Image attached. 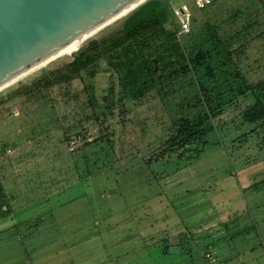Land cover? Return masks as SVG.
I'll use <instances>...</instances> for the list:
<instances>
[{
  "label": "rangeland",
  "instance_id": "1",
  "mask_svg": "<svg viewBox=\"0 0 264 264\" xmlns=\"http://www.w3.org/2000/svg\"><path fill=\"white\" fill-rule=\"evenodd\" d=\"M235 8L258 10L261 24L238 57L248 78L258 80L264 76L260 2L217 0L193 9L192 30ZM129 14L81 48L116 33ZM242 22L222 24L220 34ZM186 41L180 42L185 50ZM153 43L150 38L145 60L164 53L166 46ZM77 53L0 91V186L9 197L8 213H0V264H264V148L232 146L244 132L238 120L223 126L224 134L216 133L196 159L145 165L144 152L162 144L177 105L197 93L204 69L129 101L126 110L107 58L82 73L83 84L69 80ZM212 56L213 67L225 54ZM39 78L44 95L16 93ZM87 98L96 99L92 107ZM79 137L85 145L71 151Z\"/></svg>",
  "mask_w": 264,
  "mask_h": 264
},
{
  "label": "trees",
  "instance_id": "2",
  "mask_svg": "<svg viewBox=\"0 0 264 264\" xmlns=\"http://www.w3.org/2000/svg\"><path fill=\"white\" fill-rule=\"evenodd\" d=\"M172 1L174 0H148L122 21L116 33L104 40L89 41L73 57L69 80L78 79L83 84L85 81L82 73L97 61L107 58L109 70L117 76L116 87L120 88L124 97L122 106L127 110V102L143 99L155 92L157 87L162 88L165 83L170 85L180 75L204 69L203 78L197 83V93L184 104L177 105L171 127L162 144L154 151L144 152L146 166L168 162L173 158L187 161L198 158L216 133L219 137L224 134L223 126H227L232 119L238 120L239 125L244 127V132L231 142L233 147L257 146L259 150L261 145L264 148V76L258 80L249 79V72L242 70L238 61L251 41L247 39L250 31L261 24L258 10L247 12L246 9L235 8L221 21L205 22L202 27L191 30L184 37L187 39L185 50L176 40L177 24L168 25L167 15L171 12ZM257 1L264 10V0ZM239 19H243L239 28H230L223 35L220 34L222 24L233 25ZM150 38L155 39L157 47L166 46L162 49V55L153 58L157 60L159 75L154 70L153 59H144ZM235 43L238 46L232 48ZM207 45L212 47L205 49ZM220 53L225 56L216 66L207 64L208 59L213 57L212 54L220 56ZM94 72L91 70L88 76L93 77ZM44 88L42 78H39L30 85L17 89L16 93L41 96L44 95ZM114 90L113 87L109 88L108 95H112ZM87 101L89 107H92L96 99L87 98ZM198 108L201 109L190 115L192 109ZM108 109L114 111L113 106H108ZM105 117L106 113L102 112V122ZM103 137L111 145L107 136ZM84 145L85 142L82 146ZM261 182L264 183V180ZM8 198L0 186L2 215L9 211Z\"/></svg>",
  "mask_w": 264,
  "mask_h": 264
},
{
  "label": "water",
  "instance_id": "3",
  "mask_svg": "<svg viewBox=\"0 0 264 264\" xmlns=\"http://www.w3.org/2000/svg\"><path fill=\"white\" fill-rule=\"evenodd\" d=\"M145 1L0 0V88Z\"/></svg>",
  "mask_w": 264,
  "mask_h": 264
},
{
  "label": "built area",
  "instance_id": "4",
  "mask_svg": "<svg viewBox=\"0 0 264 264\" xmlns=\"http://www.w3.org/2000/svg\"><path fill=\"white\" fill-rule=\"evenodd\" d=\"M217 0H174L170 3L171 13L175 18V23L178 26L176 32V40L180 43L182 38L190 34L192 30V24L194 22L193 9L197 11L205 10L206 8L212 6ZM78 140H72L70 142V150L80 148L82 145ZM208 258L209 255H206Z\"/></svg>",
  "mask_w": 264,
  "mask_h": 264
},
{
  "label": "bare ground",
  "instance_id": "5",
  "mask_svg": "<svg viewBox=\"0 0 264 264\" xmlns=\"http://www.w3.org/2000/svg\"><path fill=\"white\" fill-rule=\"evenodd\" d=\"M137 7H135L134 9H136ZM132 9V10H134ZM132 10L128 11L127 13L123 14L122 16L116 18L115 20L111 21L110 23L104 25L103 27L97 29L96 31L92 32L91 34L85 36L84 38L78 40L77 42L73 43L72 45L66 47L65 49L59 51L58 53L54 54L53 56L47 58L46 60L42 61L41 63L35 65L34 67L28 69L27 71L23 72L22 74H20L18 77L14 78L12 81H10L9 83L5 84L3 87L0 88V91H2L3 89L11 86L12 84H15V82L22 80L23 78L38 72L40 69H42L43 67L47 66L48 64H50L51 62L59 59V58H64V57H71L73 54L77 53L79 51V49L81 48V46L86 42V40L94 37L95 35H97L102 29H104L105 27L109 26L110 24H112L113 22L125 17L127 14H129Z\"/></svg>",
  "mask_w": 264,
  "mask_h": 264
}]
</instances>
